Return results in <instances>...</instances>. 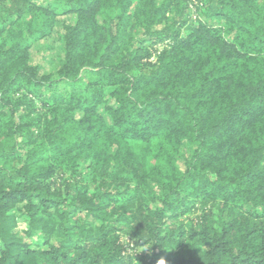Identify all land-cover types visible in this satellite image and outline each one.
Returning <instances> with one entry per match:
<instances>
[{
    "label": "trees",
    "instance_id": "trees-1",
    "mask_svg": "<svg viewBox=\"0 0 264 264\" xmlns=\"http://www.w3.org/2000/svg\"><path fill=\"white\" fill-rule=\"evenodd\" d=\"M181 1L59 0L77 22L37 77L2 43L33 5L0 0V264H264V0H193L222 25L152 32Z\"/></svg>",
    "mask_w": 264,
    "mask_h": 264
},
{
    "label": "rangeland",
    "instance_id": "rangeland-1",
    "mask_svg": "<svg viewBox=\"0 0 264 264\" xmlns=\"http://www.w3.org/2000/svg\"><path fill=\"white\" fill-rule=\"evenodd\" d=\"M29 2L33 5V10L30 14L24 15L20 19H15L12 17L11 20H7L8 26L5 27L7 30L3 33V44H9L13 41H19L20 39L29 45V54H30V62L29 65L32 68L36 69L37 77L42 75H49L56 77L58 70L61 66V59L64 52V39L65 35L64 27L66 25H75L77 22V15L73 13L66 12L70 8H65L59 3V0H29ZM166 0H153V3L157 7H162ZM181 5L172 4L173 8L171 11L167 12L166 20H162L159 24H155L151 31H163L168 30L172 34L178 35L180 38H185L190 33V27L194 24L191 21H202L207 26L210 27H220L222 25L221 21L215 19H207L206 18V10L204 12L203 9L196 8V2L190 1L184 3L181 1ZM170 6V7H171ZM182 7L184 9H182ZM129 12L134 11L133 7L128 9ZM100 21V18H97ZM189 19V20H188ZM181 21L184 22L181 23ZM6 23V16H0V25ZM52 23V24H51ZM51 24L52 27L47 31V36L43 39H38V30L46 29V25ZM2 25L1 27H3ZM145 34L140 31L137 39L146 38ZM169 40H165L164 42H160L158 44H145L147 51L151 53L150 62L155 64L157 57L160 53L166 49L169 45ZM8 47V46H5ZM20 145H22V140H20ZM194 147L188 142H181L178 156H177V164L178 167L183 170L185 163L191 158ZM86 165H82L80 168L82 169V175L85 177L86 171L84 168ZM85 173V174H84ZM86 181H88V176ZM85 183V181H84ZM150 188L153 190H157L155 185L151 182L149 183ZM152 208H156L157 205H151ZM19 215V214H18ZM194 216V215H193ZM191 216L189 219L194 218ZM187 219V218H183ZM19 229H25L28 224V221L25 217L19 216ZM122 243L128 244L129 249L134 251V244L122 237ZM141 248H137V252H141ZM135 252V251H134Z\"/></svg>",
    "mask_w": 264,
    "mask_h": 264
}]
</instances>
